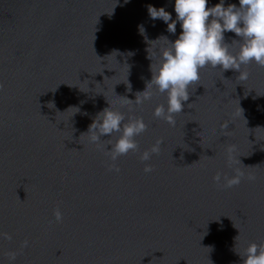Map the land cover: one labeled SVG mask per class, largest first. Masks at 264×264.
I'll list each match as a JSON object with an SVG mask.
<instances>
[{
	"label": "water",
	"instance_id": "95a60500",
	"mask_svg": "<svg viewBox=\"0 0 264 264\" xmlns=\"http://www.w3.org/2000/svg\"><path fill=\"white\" fill-rule=\"evenodd\" d=\"M148 5L175 19L174 0H0V264H242L249 243L264 244V67L242 66L245 80L203 67L175 126L155 117L165 94L128 98L182 29ZM108 102L147 124L139 151L115 162L108 134L85 133ZM235 168L239 184L214 180Z\"/></svg>",
	"mask_w": 264,
	"mask_h": 264
},
{
	"label": "clouds",
	"instance_id": "9594fccd",
	"mask_svg": "<svg viewBox=\"0 0 264 264\" xmlns=\"http://www.w3.org/2000/svg\"><path fill=\"white\" fill-rule=\"evenodd\" d=\"M128 2V0H125ZM148 13L155 20L162 19L167 25V31L176 33L179 22L182 31L175 40H169L168 44L155 50L157 62L153 65V58L150 65L152 78L147 82L146 89L138 91L135 99L128 101L134 105H142L152 98L154 92L166 95V105L161 104L155 107L153 115L167 121L175 126L176 114L182 112L184 102L188 101L189 87L200 79V69L206 66L223 69L236 70L239 78H248L247 71H241L242 66L256 63L264 67V0H239V4L227 3L226 0H219L218 3L209 6V0H174L173 19L172 13L164 6L156 7L148 5ZM143 25H140V30ZM226 32L235 33L231 43L225 39ZM238 44V49L232 51L230 45L233 42ZM109 106L97 113L88 131L90 140L98 143L102 136L108 134L109 143L105 146L111 161L115 162L120 156L131 152L139 151V144L136 137L147 129L143 117L126 115L124 112ZM131 111V109H130ZM227 127V125H225ZM113 133L119 135L112 140ZM161 140H157L151 148L140 153L142 161H149L153 154L160 150ZM111 147H108V146ZM234 146L228 150V162L234 164ZM241 161V160H240ZM111 169L119 171L115 163L109 165ZM150 164H145L144 171L151 172ZM245 177L243 170L234 169L231 176H221L220 173L214 180L225 187H232L241 182ZM249 180L255 179L249 175ZM55 219H63L62 212L55 211ZM5 238L11 239L9 234H3ZM239 234L235 237L237 240ZM27 241H24L25 246ZM15 253H10L11 259H15ZM242 264H264V244L255 242L249 243L243 253Z\"/></svg>",
	"mask_w": 264,
	"mask_h": 264
}]
</instances>
